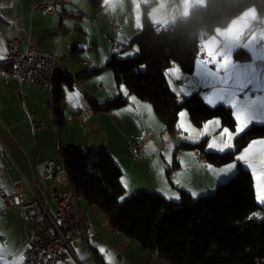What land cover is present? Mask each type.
I'll list each match as a JSON object with an SVG mask.
<instances>
[{"label":"crops","instance_id":"0c3cea01","mask_svg":"<svg viewBox=\"0 0 264 264\" xmlns=\"http://www.w3.org/2000/svg\"><path fill=\"white\" fill-rule=\"evenodd\" d=\"M40 1L0 0V55L3 56L0 66L5 59V42L8 40L16 41L22 52L29 48L52 51L64 70L54 86L63 96L60 102L62 120H57L53 112L54 89L41 90L29 84L20 85L16 76L7 71L0 73V191H8L15 183H22L25 187L18 201L28 203L33 200V195L25 183L27 181L39 199L50 198L61 188L52 180H46L42 188L37 182V167L47 161L62 165L59 153L69 146L84 150L106 149L122 171L121 182L127 181V188L122 184L126 196L139 191H155L163 195L158 189L165 188L178 196L182 191L189 195L196 192L198 195L195 198L191 195L196 199L213 192L221 181L234 172L236 168L231 173L218 177L216 173L225 167L201 163L199 156L202 155L197 150L179 148L181 143L196 144L204 139L208 144L213 138L210 130L206 135H197L205 129L203 126L196 127L186 112V122L195 129L192 133L193 139L187 138L189 133L180 128L181 118L174 135L164 131L152 106L136 98L133 101L134 97H130L128 106L108 113L84 116L80 124L75 118L76 111L92 110V102L102 103L119 94L114 82L107 75L108 69H102L109 61L107 48L98 51L96 47L92 49L93 45L80 44L70 37L71 31L74 32L75 29L70 24V17L73 16L72 11L78 0L57 4L56 11L51 14L33 11V7ZM136 1L141 5H150V14L154 13L153 18H150L152 23L165 27L174 23V20L188 17L191 10L201 7L204 0H174L176 6L172 4L166 10L163 9L161 0ZM102 3V6L105 5L103 11L109 12L110 7L105 4V0ZM255 18L254 13H245L243 17L233 20L227 28L209 37L208 43L223 51L224 46L230 44V30H237L240 35L246 34L249 31L248 24L255 21ZM130 26L131 24L124 28L122 26L123 29L113 33L114 38L124 43L140 29L141 23L137 22L136 27ZM121 32L126 36L120 37ZM203 46L206 44L203 43ZM84 48H88V51H83ZM235 49L233 48L232 55ZM77 63H80V67ZM196 63L193 73L189 74L190 78L181 71L180 79H175L174 84L168 78L171 91H175L173 93H178L179 90L182 95H186L192 91L190 82L196 79L199 68ZM98 84H101L102 91L97 89ZM121 91L123 92V88ZM144 106L150 107L151 112ZM29 111L35 112L45 123L42 131H31L27 118ZM217 130L219 128L215 129ZM131 139L143 143L145 157L142 161L135 159L129 144ZM240 165L247 167L242 162ZM256 167L259 169V166ZM210 168L216 172L210 171ZM254 190L256 196L255 183ZM80 213L96 229L98 236L90 240H78L74 249L77 261L69 258L68 264H107L109 257L112 264L146 263L149 252L136 241L113 232L106 218L100 219L101 216L93 207L81 202ZM34 228L32 221L24 223V214L19 209L5 208L0 194V254H3L4 259L8 258L10 250H14L17 254L14 258L18 264L22 263L19 257L22 256L28 239L33 238ZM101 249L103 252L99 251Z\"/></svg>","mask_w":264,"mask_h":264},{"label":"trees","instance_id":"16d2710c","mask_svg":"<svg viewBox=\"0 0 264 264\" xmlns=\"http://www.w3.org/2000/svg\"><path fill=\"white\" fill-rule=\"evenodd\" d=\"M69 1L55 0V11L57 4ZM89 1L95 11L103 9L102 0ZM147 8L140 29L127 46L138 49L135 56L120 58L113 52L102 68L112 72L119 94L102 103L92 102L93 113L124 108L134 97L152 106L164 131L171 135L176 133L183 111L198 128L217 119L221 128L235 131L231 109L208 106L199 92L177 97L170 89L167 72L176 66L192 74L199 45L249 9L254 8L263 17L264 0H205L204 7L191 10L187 18L158 31L147 16ZM254 25L259 27L252 28L264 30V24ZM232 58L241 66L252 59L242 49L234 51ZM258 63V68L264 66ZM54 86L52 108L57 120H62L63 96ZM259 139H264V124L248 126L227 152L206 151V139L196 144L181 143L179 148L197 150L204 163L222 167L234 163L236 154ZM59 157L69 188L80 201L98 208L113 232L136 241L147 252H156L163 263L264 264V205L256 200L251 172L240 163L233 177L206 196L194 199L182 191L173 201L155 191H139L121 201L125 194L122 171L106 149L69 146L60 151Z\"/></svg>","mask_w":264,"mask_h":264},{"label":"built area","instance_id":"2783aa9c","mask_svg":"<svg viewBox=\"0 0 264 264\" xmlns=\"http://www.w3.org/2000/svg\"><path fill=\"white\" fill-rule=\"evenodd\" d=\"M67 1V0H63ZM55 1L41 0L34 7L33 11L42 14L55 12ZM258 28V25H252ZM112 32L118 29V25L110 21ZM162 28L161 24L155 25V30ZM260 28H263L261 25ZM6 55L0 66V73L7 71L17 77L19 84L33 85L41 90L53 89L55 80L64 74V70L55 57L54 53L29 48L22 52L14 40L5 42ZM112 48L117 50V42L112 43ZM204 46L198 47L197 59L202 57L198 52ZM261 65V63H258ZM97 89L102 91L101 84ZM93 114L92 110L76 111L75 118L81 124L84 116ZM28 122L33 133L40 132L45 128V123L38 118L35 112H27ZM136 160L142 161L145 157L143 143L131 139L129 141ZM201 163L205 162L199 156ZM46 180H52L61 188L55 191L50 198L39 199L33 187L25 181L31 190L33 200L28 203H20L19 195L23 192L25 185L15 183L8 191H0L1 201L5 208H17L24 214V223L32 221L35 224L33 238L28 239L23 251L21 264H68V259L75 256L77 241L80 239L90 240L98 236L96 229L81 217L80 201L73 189L69 188L68 178L62 165L54 161H47L37 167V182L43 188ZM51 208L53 210H51ZM156 252H149V258L145 264H157L152 259Z\"/></svg>","mask_w":264,"mask_h":264},{"label":"snow or ice","instance_id":"6c2138e0","mask_svg":"<svg viewBox=\"0 0 264 264\" xmlns=\"http://www.w3.org/2000/svg\"><path fill=\"white\" fill-rule=\"evenodd\" d=\"M105 4L112 11L116 10L117 5L111 3L110 0H105ZM135 51H138V49H134L133 52H129L127 55H133ZM232 51V45H225L223 51L213 44L204 46L203 50L198 52V55L202 58L198 62L199 68L196 79L190 82V87L192 91L206 90L203 92V99L209 106L215 108L217 105H224L233 110L236 121V133L238 134L253 122L264 123V120L258 119L254 114L257 109L264 110V95L259 97L255 95L258 91L264 92V83L261 81V73L264 72V66L259 68L255 64L241 66L231 59ZM2 59L3 56L0 55V60ZM179 73L180 69L173 66L168 74L174 79H180ZM192 91L186 94L191 95ZM125 95H127L126 91ZM132 99L135 101V98ZM144 107L149 113L151 112L150 107ZM179 115L181 118L180 128L184 132L189 133L187 138L193 139L192 133L195 132V129L191 127L190 123L186 122V113L181 112ZM220 124V120L205 123L203 125L205 131L197 135L203 136L208 133L210 128L212 130L219 128V139L213 138L212 142L207 144V147L219 152H225L233 149L232 140L234 135L229 131L228 127L220 128ZM194 142L196 141L194 140ZM257 146H259L258 153L255 151ZM257 156L258 161L254 162V158ZM237 162H242L251 170L257 193L256 200L264 205V139L249 144L239 154L235 155L234 163L220 169L216 175L219 177L231 173L236 168ZM256 163L259 164V169L256 167ZM209 170L216 172L215 169L210 168ZM122 184L125 188L128 187L127 181H122ZM158 191H161L167 199H179L176 193H170L165 188L158 189ZM189 191L191 190L189 189ZM191 195L195 198L198 193L191 192ZM99 251L103 252L102 249ZM16 255L14 250L9 251L7 259H4L3 254H0V264H18V261L14 258ZM19 260L22 261L23 256H20ZM107 264H112L110 257Z\"/></svg>","mask_w":264,"mask_h":264},{"label":"rangeland","instance_id":"374dc122","mask_svg":"<svg viewBox=\"0 0 264 264\" xmlns=\"http://www.w3.org/2000/svg\"><path fill=\"white\" fill-rule=\"evenodd\" d=\"M111 3H115L117 5L116 10L112 11L110 8L109 12H105V11H103V9H101L99 11H95L93 9V7L91 6V3L89 0H78V4L75 5L74 10L72 11L73 16L70 17V24H73V26L75 28L74 32L71 31L70 37L73 40H75L76 42H79L80 44H84V45H88V46L93 45L92 49H94L96 47V49L98 51L99 50L102 51L104 48H107V56H108L107 61L110 59L111 54L113 52H116L117 56L120 58L133 57V56H135L136 51L134 52L133 55H130V56L127 55V53L133 52L134 49H136L134 46L129 47V48L127 47L131 38H129L127 41H124V43L119 41V39L114 38V34L111 32V28H110V21L115 22L118 26H120V29H123L124 27H127L130 24H131V26L136 27L135 24L137 22L138 23L142 22V16H143L142 14H143L145 7H148L147 8V10H148L147 16H148L149 20H150V18L151 19L153 18L154 13L150 14V8H151L150 5L145 4V3L143 5H141L139 2L137 3L136 0H133L132 2L129 0H112ZM172 4H175V6H176L177 3L174 0H172L170 3H169V0H166V1L161 0V5H162L163 9H165V10L168 9L169 7H172ZM204 5H205V0L203 1L202 5H200L201 7H197V8H202V7H204ZM103 7H105V5H103ZM245 13H254L256 16L255 21L252 20L253 22L248 24L247 29L249 31H247L246 34L240 35L239 31L230 30V32H229L230 33V38H229L230 44L229 45H232L233 48H236L234 51H236L238 49H242L251 55V57H252L251 61L248 63H245L243 65H248V64H255L256 65L258 62H261L264 64V30L252 28V24H256V23L264 24V16L259 17L254 8L247 10ZM245 13L242 14L240 17H243L245 15ZM150 21L153 22L152 20H150ZM173 22H176V20H174ZM122 26H123V28H122ZM121 34L119 35L120 37L126 36L125 33L121 32ZM112 41L119 43V45H120L119 50H115L112 48ZM208 42H209V39L207 38L204 41V43L207 45ZM83 51L87 52L88 48H84ZM94 53H96V52H94ZM83 59L85 60V57ZM198 62H199V60H197L196 66L199 65ZM77 65L80 67V63H77ZM106 71H107V75L109 76L110 81L114 82L112 72L110 70H106ZM168 73H169V70L167 72V78H169V79L171 78V82L174 84L175 79H172V77H170ZM184 75H186V77L190 78V75H187V74H184ZM261 81H262V83H264V72L261 73ZM123 92L125 93L124 89H123ZM173 92H175V91L173 90ZM177 92L178 93H173L177 97H189L190 96L187 94L182 95L179 92V90H177ZM198 92L203 97V93H202L203 91L199 90ZM192 93H194V92H192ZM256 94H257L256 96L259 97V96L264 95V92L258 91ZM232 112H233V110H232ZM254 114L256 115V117L258 119L264 120V110L257 109ZM261 115H262V118H260ZM252 124L261 125L264 123L253 122ZM244 130L239 132L238 134L236 133V129H235V131H231V130H229V131L233 133L234 139H235L236 137L241 135L244 132ZM219 131H220V129L217 131H215V129L214 130L210 129V134L213 135V138L219 139V135H218ZM212 139L209 143L212 142ZM234 139L232 140V143H233ZM208 150H213V149H209L207 147L206 151H208ZM230 150H232V149L226 150L225 152L230 151ZM213 151L219 152L216 150H213ZM213 151H211V152H213ZM255 151L257 153L259 152V146H257ZM220 153H223V152H220ZM255 161H258V156L254 158V162ZM238 163H241V162H237V164ZM228 165L229 164L222 166V167H227ZM256 165L259 166L258 163H256ZM211 166H213V165H211ZM246 168L247 167H245L244 169H246ZM246 170H248V168ZM249 171H250V169H249ZM236 172H237V169H235L234 172L227 179H225L224 181H221L219 183V185L227 182L231 177H233L236 174ZM213 192H211L209 194H212ZM128 197H129L128 195L126 196L124 194L121 197L123 199H120V200L123 201V200L127 199ZM79 201H80V199H79ZM260 205H262V204H260ZM80 206H81V201H80ZM93 210L96 213H98V215H100L102 217V218L100 217V219L103 220L105 218L104 214L102 212H100V210H98V208L93 207ZM148 258H149V256H148ZM157 259H158L159 263H163L159 259V257H157Z\"/></svg>","mask_w":264,"mask_h":264},{"label":"bare ground","instance_id":"6f19581e","mask_svg":"<svg viewBox=\"0 0 264 264\" xmlns=\"http://www.w3.org/2000/svg\"><path fill=\"white\" fill-rule=\"evenodd\" d=\"M257 95V94H256ZM158 255H152V259L155 260L157 262V264H161L158 262V259H157Z\"/></svg>","mask_w":264,"mask_h":264}]
</instances>
